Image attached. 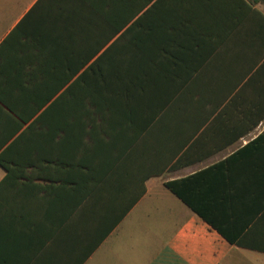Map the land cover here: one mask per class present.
I'll return each mask as SVG.
<instances>
[{
    "label": "crops",
    "instance_id": "1",
    "mask_svg": "<svg viewBox=\"0 0 264 264\" xmlns=\"http://www.w3.org/2000/svg\"><path fill=\"white\" fill-rule=\"evenodd\" d=\"M0 264H264V2L0 0Z\"/></svg>",
    "mask_w": 264,
    "mask_h": 264
},
{
    "label": "trees",
    "instance_id": "2",
    "mask_svg": "<svg viewBox=\"0 0 264 264\" xmlns=\"http://www.w3.org/2000/svg\"><path fill=\"white\" fill-rule=\"evenodd\" d=\"M148 1H152V0H148ZM260 1H263L264 2V0H260ZM142 9L143 8H141V7H134V8H132V17H136L141 12ZM120 12H124V8H122L121 10H119V13ZM125 26H126V22H119L118 23V32L122 31L125 28ZM106 41L108 42L109 40H106ZM104 47H106L105 42H103L102 49H104ZM106 55H107V52L103 53L102 55L98 56L95 61H93V59L96 57L95 55H92V54L91 55H86L85 60H86V65L88 67L87 74L89 72L90 73L91 72L93 73V71L95 70L93 64H98V63L102 62V60L105 58ZM91 61H93L92 62V65L88 66ZM39 121L40 120H35V122L33 124H30L29 128H32V126H34ZM167 187H169L172 191H176L173 183H168L167 184Z\"/></svg>",
    "mask_w": 264,
    "mask_h": 264
}]
</instances>
